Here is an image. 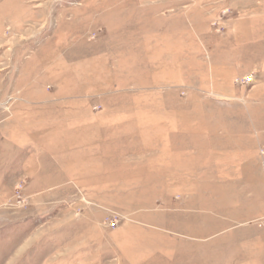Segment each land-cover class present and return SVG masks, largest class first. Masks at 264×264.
Instances as JSON below:
<instances>
[{"label": "rangeland", "instance_id": "rangeland-1", "mask_svg": "<svg viewBox=\"0 0 264 264\" xmlns=\"http://www.w3.org/2000/svg\"><path fill=\"white\" fill-rule=\"evenodd\" d=\"M263 144L264 0H0V264H264Z\"/></svg>", "mask_w": 264, "mask_h": 264}, {"label": "built area", "instance_id": "built-area-1", "mask_svg": "<svg viewBox=\"0 0 264 264\" xmlns=\"http://www.w3.org/2000/svg\"><path fill=\"white\" fill-rule=\"evenodd\" d=\"M251 76H252V74H249L243 80L244 81H248L251 78ZM258 155L260 156V158L264 162V144L263 145H258Z\"/></svg>", "mask_w": 264, "mask_h": 264}]
</instances>
